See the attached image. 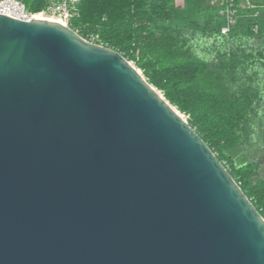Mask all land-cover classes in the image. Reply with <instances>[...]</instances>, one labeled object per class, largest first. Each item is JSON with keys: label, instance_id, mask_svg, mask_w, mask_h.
<instances>
[{"label": "water", "instance_id": "water-1", "mask_svg": "<svg viewBox=\"0 0 264 264\" xmlns=\"http://www.w3.org/2000/svg\"><path fill=\"white\" fill-rule=\"evenodd\" d=\"M0 264H264V219L120 54L0 15Z\"/></svg>", "mask_w": 264, "mask_h": 264}, {"label": "trees", "instance_id": "trees-1", "mask_svg": "<svg viewBox=\"0 0 264 264\" xmlns=\"http://www.w3.org/2000/svg\"><path fill=\"white\" fill-rule=\"evenodd\" d=\"M47 1L25 4L36 12ZM221 8V0H183L181 6L175 0H79L71 28L83 39L97 36L98 44L133 62L188 115V125L264 219V162H245L241 150L252 136L248 124L264 115L258 110L264 104V0L256 17L238 8L227 36L220 34ZM195 41L211 43L202 48L206 56L197 55Z\"/></svg>", "mask_w": 264, "mask_h": 264}, {"label": "built area", "instance_id": "built-area-1", "mask_svg": "<svg viewBox=\"0 0 264 264\" xmlns=\"http://www.w3.org/2000/svg\"><path fill=\"white\" fill-rule=\"evenodd\" d=\"M26 0H0V15L23 22L37 20V18H53L63 23V26L71 28L72 21L78 17L79 0H49L36 12L30 11L25 4ZM222 8L220 15L225 21L220 34L227 36L230 29L234 27L238 19V8L254 11L253 16L258 15V3L261 0H221ZM73 30V29H72ZM74 31V30H73ZM77 33L76 31H74ZM85 41L102 46L96 41L97 36H88ZM103 47V46H102Z\"/></svg>", "mask_w": 264, "mask_h": 264}, {"label": "rangeland", "instance_id": "rangeland-1", "mask_svg": "<svg viewBox=\"0 0 264 264\" xmlns=\"http://www.w3.org/2000/svg\"><path fill=\"white\" fill-rule=\"evenodd\" d=\"M193 44L195 45V50H196L197 55L199 57H203V54H204V56H206L207 53L206 52L204 53L202 51V48L204 46L208 47L211 45V43H205L202 41H198V42L195 41V42H193ZM242 47H246V45L243 44ZM129 63L131 64V66L136 71H138V73L146 81L145 77L143 76L142 70L137 68L133 62H129ZM261 76L264 77L263 75H261ZM263 83H264V78L261 79V83H260L261 86L260 87H262ZM150 86H152V85H150ZM152 88H154L157 91V93L169 104V102L164 98L161 91L157 90L154 86H152ZM169 105L187 122V120L189 119L188 115L181 113L171 104H169ZM260 107H261V109H260ZM258 110L261 113H263L264 112V104H261L259 106ZM251 122L252 123L248 124L249 127L247 128V131L249 132V134H252V136L249 137V139L246 141V143L243 145V148L241 149L242 151H244L243 152V155H244L243 160L245 162H252V161L255 162V161H258V158H259V160H262L264 162V152H263V148L261 145V143L264 141V115L258 116V118L254 119V121H251ZM248 158H250V159H248ZM263 165H264V163H263ZM261 175H258V178L261 177Z\"/></svg>", "mask_w": 264, "mask_h": 264}, {"label": "bare ground", "instance_id": "bare-ground-1", "mask_svg": "<svg viewBox=\"0 0 264 264\" xmlns=\"http://www.w3.org/2000/svg\"><path fill=\"white\" fill-rule=\"evenodd\" d=\"M37 20H42V21H48V22H54V23H57V24H60V25H63V23L59 22L58 20L56 19H53V18H37Z\"/></svg>", "mask_w": 264, "mask_h": 264}, {"label": "crops", "instance_id": "crops-1", "mask_svg": "<svg viewBox=\"0 0 264 264\" xmlns=\"http://www.w3.org/2000/svg\"><path fill=\"white\" fill-rule=\"evenodd\" d=\"M175 4L177 6H181L183 4V0H175ZM237 21H238V19H237Z\"/></svg>", "mask_w": 264, "mask_h": 264}]
</instances>
